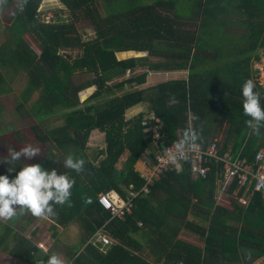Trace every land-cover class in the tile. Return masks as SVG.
<instances>
[{
	"label": "trees",
	"instance_id": "obj_1",
	"mask_svg": "<svg viewBox=\"0 0 264 264\" xmlns=\"http://www.w3.org/2000/svg\"><path fill=\"white\" fill-rule=\"evenodd\" d=\"M58 1L68 19L55 13L54 19L42 20L41 0H27L22 10L21 0H6L0 6L7 19L0 43V102L13 92L14 77L24 73L26 85L14 112L33 119L31 128L39 140L57 150L31 160L3 162L15 168V174L25 163H39L75 179L71 206L54 205L56 215L50 218L63 229L77 223L83 232L78 245L70 248L74 264H252L263 257L260 193L252 192L245 207L236 200L231 208L216 203L223 168L217 160L207 163L205 177L191 178L185 163L179 174L169 169L147 182L135 163L151 147L152 132L145 130L142 114L126 119L125 111L149 99L168 144L177 130L182 137L190 126L189 99L191 126L203 128L202 146L214 140L216 124L225 120L219 152L230 146L233 156L251 160L264 147V127L259 134L247 127L241 89L252 79L264 108V88L252 67L260 59L258 50L264 49V0ZM80 20L89 21L92 36H81L76 27ZM25 34L38 42L37 58L22 47ZM75 49L78 54L68 58L65 52ZM139 52L147 55L133 56ZM151 55L163 60L151 62ZM137 68L187 70V78L140 88L147 74L135 72ZM79 73L90 77L76 82ZM88 89L92 90L80 100V93ZM96 135L103 136L104 144L93 148L89 142ZM21 137L18 129L5 132L2 139L19 150ZM4 147L1 160L8 155ZM68 154L83 157L82 173L64 166ZM145 185L147 192L141 191ZM235 185L233 181L230 191ZM109 191L130 199L131 212L123 219L98 202V195ZM102 227L111 238L103 250L88 242ZM183 229L201 237L203 245L181 240ZM0 249L25 264H38L49 255L23 238L10 249L0 241Z\"/></svg>",
	"mask_w": 264,
	"mask_h": 264
},
{
	"label": "clouds",
	"instance_id": "obj_2",
	"mask_svg": "<svg viewBox=\"0 0 264 264\" xmlns=\"http://www.w3.org/2000/svg\"><path fill=\"white\" fill-rule=\"evenodd\" d=\"M6 0H0L2 6ZM27 0H21L19 7L23 9ZM256 84L252 79H246L242 85L243 112L249 117L245 121L254 134H259L264 127V108L261 106V95L255 91ZM195 119V117L193 118ZM202 126L194 129L188 126L183 130L182 137L174 143L172 150L166 153L170 163L175 166L179 174L182 170L181 160L187 159L189 151H196L202 140ZM41 154L39 146L27 144L19 150L8 148L7 157L3 161L7 164L23 159L31 160ZM85 160L83 157H74L68 154L64 166L74 170L77 174L84 171ZM15 168L9 167V171ZM75 179L66 173L60 174L56 169H46L39 163H25L14 176L0 175V219L11 220L14 217L30 212L32 216L47 220L56 215L54 205L71 206L70 197ZM38 264H72L67 258L58 253L48 255L46 260Z\"/></svg>",
	"mask_w": 264,
	"mask_h": 264
},
{
	"label": "built area",
	"instance_id": "obj_3",
	"mask_svg": "<svg viewBox=\"0 0 264 264\" xmlns=\"http://www.w3.org/2000/svg\"><path fill=\"white\" fill-rule=\"evenodd\" d=\"M149 122L153 123L147 125ZM142 123L145 126V130L152 132L153 142L158 145V151L154 161L144 171H140L141 176H143L147 182H150L158 178L160 174L166 170L175 169V166L168 161L166 153L172 150L174 143L179 140L181 136H177L170 143L166 144L165 135L159 133L162 121L154 113H150ZM189 125L191 126L190 122ZM217 142L218 140L214 139L205 146L199 143V148L196 151H189L187 153V159L181 160L180 164L183 167L184 164L187 163L191 178L197 179L206 176L209 170L207 163L210 160L222 162L223 168L220 182L222 183L223 190H228L231 183L236 181L238 194L234 197L241 205L246 206L248 204L249 196L253 191L259 192L264 199V147H260L254 153L252 159L248 160L246 157H241L239 154L233 156L229 150L220 153ZM141 191L147 192V186L145 185ZM111 192L113 193L114 191L100 193L98 195V202L112 216L123 219L127 213L131 212L132 204L130 199L124 200L116 192L114 195ZM89 241L93 244H99L100 249L103 250L106 245L110 244L111 238L102 227L95 232ZM72 264L74 263L72 262Z\"/></svg>",
	"mask_w": 264,
	"mask_h": 264
},
{
	"label": "crops",
	"instance_id": "obj_4",
	"mask_svg": "<svg viewBox=\"0 0 264 264\" xmlns=\"http://www.w3.org/2000/svg\"><path fill=\"white\" fill-rule=\"evenodd\" d=\"M121 53L118 52L117 55ZM140 55H134V56H143L147 55L146 52H139ZM120 58V57H118ZM121 59V58H120ZM149 60L151 62L157 63L161 62L163 59L158 56L151 55L149 56ZM146 72V81L145 83L141 84L139 87L141 88H148L155 84H158L160 82H165L172 79H179V78H187V70H174V71H167L162 69H149V68H137L135 69V72ZM150 72V73H149ZM129 73V70L127 71ZM166 76V78H164ZM190 100H187V112H188V119L189 122L191 121V117L193 116V112L190 110L189 102ZM142 114L144 116V119L149 116L150 113H154L150 108V100L145 99L141 101L140 103L128 108L125 111V117L126 119L132 118L133 116L137 114ZM159 119L160 117L157 116ZM161 120V119H160ZM162 121V120H161ZM190 124H192L190 122ZM227 122L224 120L218 122L216 124L217 133L215 134V137L213 139H217L216 137H219V141H222V138L225 133ZM176 137L181 136L179 134V131H176ZM98 137H103L102 135H96L94 139L90 140V144H94V146H102L104 143H102L103 139H98ZM100 141V142H99ZM92 144V145H93ZM151 147L149 150L142 156V158L138 159V161L135 163V169L137 171L145 170L151 163L153 162V157L155 158V155L158 151V145L154 142L151 143ZM230 152L232 151L231 147L229 146L228 149ZM226 150V151H227ZM149 153H152V156L149 155ZM17 174V173H16ZM15 173L10 172L9 169L5 166V163L0 158V175H8L9 178H14L16 175ZM230 188V187H229ZM223 190L222 189V183L220 182V179L217 182V186L215 189V201L218 204H221L227 208H230L224 204H222L219 201V198L221 199V196H231L234 200L237 201V199L234 196H237L238 187L237 184L231 189ZM252 189V186H251ZM255 192V191H253ZM112 193V192H111ZM113 195L115 192L112 193ZM261 195V194H260ZM251 196V195H250ZM249 196V200H250ZM262 197V196H261ZM249 202V201H248ZM231 204V203H230ZM245 207L244 205H242ZM64 231V229L60 226H57L55 222L52 219H39L34 216L30 212H26L23 215L17 216L12 218L11 220H3L0 219V241H2L3 248H12L15 240L17 238H23L29 242H31L33 245L37 246L40 250H42L45 253H48L51 255L52 253H58L59 251L54 250V245L57 242L59 243L60 235ZM195 233L191 232L188 229H183L180 234L179 238L183 241H186L188 243L197 245L195 243V240L202 241L201 237H199ZM68 253L70 254L69 245L66 246ZM71 256V254H70ZM71 258V257H70ZM74 263L73 257L69 260ZM0 264H25L23 261H21L19 258L11 256L7 253V251L0 249Z\"/></svg>",
	"mask_w": 264,
	"mask_h": 264
},
{
	"label": "rangeland",
	"instance_id": "obj_5",
	"mask_svg": "<svg viewBox=\"0 0 264 264\" xmlns=\"http://www.w3.org/2000/svg\"><path fill=\"white\" fill-rule=\"evenodd\" d=\"M16 2L18 0H15ZM38 11L40 13V18L44 21H49L54 19V14L58 13L62 18L68 19V15L66 13L65 7L58 1V0H41ZM7 25V19L4 14V12L0 9V43L4 40V34H3V29ZM76 27L78 32L81 34V36L86 39L90 36L93 35V30L89 25L88 20H80L76 22ZM187 30H192V26H186ZM235 31H241V30H235ZM21 45L22 47L33 57L37 58L40 52L38 42L34 39V37L31 34H25L23 38L21 39ZM78 50L75 49L70 53V51H66L65 54H68V58L74 57L75 55L78 54ZM64 53V52H63ZM260 59L258 61H255L252 65L254 69L258 70V77L257 81L258 83L264 88V49H259L258 50ZM136 54V53H135ZM134 54V55H135ZM118 54L117 56H119ZM133 55V56H134ZM137 55V54H136ZM150 73V72H149ZM148 74V73H147ZM90 75L79 73L78 75L74 76V80L76 82H84L85 80H88ZM166 78V76L164 77ZM26 75L22 72H20L16 77L13 79L12 83V88L13 92L6 94L2 97V100L0 102V147L5 146L4 148L8 149L9 145L5 144L3 142V137L4 133L7 131H13V130H20L22 137L20 138L19 141H17V144L20 145L21 147L27 144H33L36 146H39L41 149V156H46L50 152H56L57 150L51 143H42L35 132L32 130L31 126L35 124L33 119L30 118H21L18 117V114L14 112L15 110V105L18 102V97L20 96V93L24 89V86L26 85ZM92 89L85 90L80 93V100L85 98V96L90 92ZM29 106V103L27 104L26 107ZM99 136V135H98ZM102 137H98L99 140H101ZM217 140L219 141V137H216ZM93 144V143H92ZM91 146L94 147H99V146H94V144ZM143 171V170H141ZM219 201L230 207L234 199L231 196H221V199L219 198ZM83 236V232L77 225V223H73L69 225L64 231H62L60 235V240L59 243H55L54 250L59 251L60 255L63 258H67L70 260L71 252L70 254L68 253L67 247L69 245V249L73 248L74 246L78 245V241L81 239ZM199 238V237H198ZM89 241V240H88ZM195 243L198 246H202L203 242L199 240H195ZM152 260V259H151ZM252 264H264V256L258 258L255 260Z\"/></svg>",
	"mask_w": 264,
	"mask_h": 264
}]
</instances>
